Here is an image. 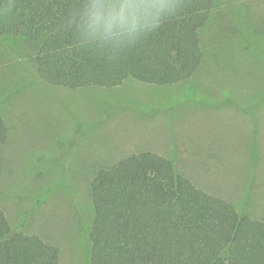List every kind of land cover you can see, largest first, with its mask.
I'll return each instance as SVG.
<instances>
[{"label":"rangeland","instance_id":"374dc122","mask_svg":"<svg viewBox=\"0 0 264 264\" xmlns=\"http://www.w3.org/2000/svg\"><path fill=\"white\" fill-rule=\"evenodd\" d=\"M202 40L189 81L70 90L38 77L29 44L0 37V208L12 227L58 248L61 264H88L91 182L141 151L264 221V0H217Z\"/></svg>","mask_w":264,"mask_h":264},{"label":"trees","instance_id":"16d2710c","mask_svg":"<svg viewBox=\"0 0 264 264\" xmlns=\"http://www.w3.org/2000/svg\"><path fill=\"white\" fill-rule=\"evenodd\" d=\"M91 2L0 0V37L29 44L38 77L70 90L113 89L127 80L166 87L202 70V34L217 0H170L158 28L116 48L81 43L73 21ZM9 138L0 116V149ZM90 193L88 264H264V221L199 188L174 158L153 151L129 155L99 170ZM0 264H61L60 252L12 227L0 208Z\"/></svg>","mask_w":264,"mask_h":264},{"label":"clouds","instance_id":"9594fccd","mask_svg":"<svg viewBox=\"0 0 264 264\" xmlns=\"http://www.w3.org/2000/svg\"><path fill=\"white\" fill-rule=\"evenodd\" d=\"M171 7L170 0H93L73 23L80 32L81 43L90 47H123L158 28L162 15Z\"/></svg>","mask_w":264,"mask_h":264}]
</instances>
